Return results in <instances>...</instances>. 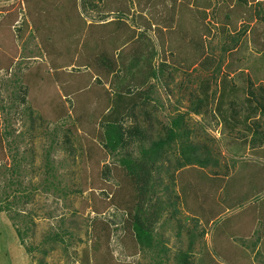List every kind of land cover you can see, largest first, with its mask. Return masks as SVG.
I'll list each match as a JSON object with an SVG mask.
<instances>
[{"label": "rangeland", "instance_id": "obj_1", "mask_svg": "<svg viewBox=\"0 0 264 264\" xmlns=\"http://www.w3.org/2000/svg\"><path fill=\"white\" fill-rule=\"evenodd\" d=\"M237 4L238 0H0V61L5 65L12 62L8 71L0 69V134L4 135L0 152V205L4 207L0 214V264L107 261L103 230L94 225L99 220L109 225L108 250L114 264H156L159 260L177 264L178 254L188 249L191 264H264V158L257 156L264 153V142L253 143L258 137L251 132L258 134L264 129V118L258 113L245 120L247 111L241 106L248 93L230 92L235 87L254 93L264 104V0ZM198 8L205 12L201 26L194 20ZM117 13L131 29L149 28L147 38L139 41L150 39L157 52L153 70L164 66V74L149 81L156 102L138 106L133 113L153 110L150 130L142 129L153 139L169 120L186 114L194 142L204 158L211 159L206 168L178 175L173 170L177 156L166 164L169 176L161 175L157 196L161 201L164 197V202L166 198L169 202H176L175 197L179 200L176 208L163 211L153 227V234L166 249L156 262L152 259L156 253L134 246L120 211L104 204L116 185L112 174L116 158L129 153L137 158L135 142L115 154L103 148L93 163L91 158L98 152L88 154V142L102 144L97 137L101 128L92 115H99L98 109L106 103L92 89L90 94L66 97L63 88L71 93L80 83L79 76L72 65L55 80L42 43L50 39L53 48L69 47L70 53L78 48L80 52L68 57H74L73 63L101 40L114 41L111 53L119 49V56L130 44L133 32L116 31L115 24L99 30L88 28L115 20ZM36 23L44 29L36 28ZM194 26L199 36L190 44L182 34L190 28L195 31ZM182 42L190 45L181 50ZM136 67L127 70L134 73L146 66ZM92 74L93 81L96 74ZM105 86L111 93L119 91L121 83L113 78L111 85ZM222 91L223 98L219 96ZM199 100L207 103L195 115L190 109ZM223 114L238 122L234 132L226 129ZM134 120H125V128ZM138 120L141 126L147 125L139 115L135 122ZM256 125L261 126L257 129ZM191 178L197 189L181 202V182ZM200 179L203 183L197 184ZM164 186L169 187L165 192ZM191 193L196 194L192 197ZM95 208L102 213L97 214ZM122 219H126L124 214Z\"/></svg>", "mask_w": 264, "mask_h": 264}, {"label": "trees", "instance_id": "obj_2", "mask_svg": "<svg viewBox=\"0 0 264 264\" xmlns=\"http://www.w3.org/2000/svg\"><path fill=\"white\" fill-rule=\"evenodd\" d=\"M239 4H242V0H238L237 5ZM199 8L196 10H199ZM233 9L234 7L229 9L230 12H232ZM204 13L205 12H202V10H199L197 13H193L198 15L194 18V20H197L195 25H198L199 22L203 23V18L201 16L202 14L204 15ZM118 14L119 13H117V17L113 21L107 23L102 22L103 24L99 23V25L90 24L88 28H91L92 30H99L101 26L115 24L116 31L122 32L128 29L129 31L133 32L132 38L129 39L130 44L127 43L129 46L126 45L127 51L125 56L120 57L122 52L126 49H123L119 56L118 54L116 55V52L119 51V49L115 50L114 52L112 51V54L111 50H114V44H112V42L114 41L101 40L100 44L97 45L96 48H92V50L89 52L85 51L84 56H81L77 60L75 59V62L73 63L72 60L74 57L69 59L68 57H70L71 53L75 54L80 52L81 50L79 51L78 48H75V50L71 51L70 53L71 49L69 47L62 49L58 46H54L53 48L51 46L52 43L49 41L50 39H43L42 43L45 45L46 53L50 57L51 70L55 80L59 81L61 73L65 72L63 69H66L72 65L78 74L77 76H79L78 78L80 79V83L74 87L71 93L67 91L66 87L63 88L66 93V97H69L70 95H80L84 92H89L90 94L92 89L96 90L98 92V98L104 99L106 103L102 110L98 109L99 115H92L93 119L94 115L97 117V125L101 128L97 130V133L99 134V136L97 134V137H99L100 143L102 144L96 145L97 143L91 140L88 142V146L86 147L88 154L93 155L95 151L98 152L97 156L95 155V157L91 158L93 163L94 159L98 160L100 158V152L103 148L115 154L117 152L120 153L123 151V149H125L129 143L135 142L134 144H136L138 151L137 158H133L130 153L116 158L117 165H114L112 168V174L116 180V185L115 187H110V194L107 195L109 198L104 204L107 207L111 206L120 211L121 222L125 226L126 234H128L134 242V246L137 247L139 251L147 250L149 254H153V252L156 253L154 254L155 259L154 257L152 258L156 262V259H159L161 254L163 255V253L166 252V249L163 246L164 242L161 239L156 238L153 234L155 231L153 227L157 224L163 211L169 207L176 208L178 206L179 200L177 199L178 197H175V200H177L176 202H169L166 198V201L164 202V197L161 201V199L157 196L159 195L157 193V186L161 184V175L164 174V177L169 176L168 171H166L168 170L166 167L169 168L170 166L166 164L169 163L171 157L177 156L173 159L176 164L175 168L173 169L172 167V169L175 170L178 175L185 170L193 169L196 171L197 167L206 168L209 163H211V159L208 161L207 158H204L203 152H200V148L196 142H194V132L188 127L186 123V119L184 117L187 116L186 114H178L175 118L169 120L168 123L164 125V127L161 126V133H158L153 139L148 135V130H150V122L153 119V110L150 112L148 110H140L136 116L133 115L138 106L144 107L148 102H156L154 99L155 92L150 86L149 81L158 80L159 75L164 74L163 69H161L162 67L164 68V66H161L157 72L154 71L152 68L153 65L151 64L154 61V58L157 56V52L154 51V48L150 43V39L139 41L140 38H147L146 35L149 28L145 31H140L142 27H135L134 29H131L129 28L130 25L124 22L125 19L122 20L119 16L120 14ZM202 23H199L200 26ZM40 27L43 28V26H39V24L37 25L36 23V28L39 29ZM192 28L187 30L185 34H182L189 40L188 43L191 41L194 42L199 36L198 28H195L194 26L195 31H192ZM47 30L50 31V29H46L45 31ZM138 32L140 35L139 37L135 38V34ZM162 33L163 32L157 34L160 35ZM188 43L182 42L179 48L184 50L185 44ZM11 63L5 65V62L1 60L0 69H5L8 71ZM140 64H142V67L146 66L144 70L143 68H138L134 71V73L127 70L128 68L130 69L135 65L138 67ZM81 70H84V72L81 73ZM73 73L74 72H72L71 75H73ZM92 73L96 74V77L93 78V81ZM113 78L117 80L118 83H121V88L119 91H111V93H109L110 90H108L109 88H106L105 84L109 83L111 85ZM81 82L85 83L83 84ZM230 92L236 94L241 92L243 94L248 93L249 97H246L245 100H242L243 104L241 106L247 111L245 120L255 118L258 113L264 118V104H262L261 101L256 100V95L254 93L245 92L244 90L242 91L241 89H237L235 87L231 88ZM204 94L205 98L207 99V91L206 93L204 91ZM224 94L225 92L222 91V94L219 96L223 98ZM261 100L263 99L261 98ZM204 102L206 105V101L199 100L197 105H194L190 111L195 115H199ZM221 103H218L219 105H217L218 114L221 112ZM233 104L234 103L231 105ZM73 109H75V107ZM87 111L90 112L89 109H87ZM85 112L81 114L84 115ZM137 115H139L142 123L145 121L147 125L143 123L141 126L139 124L141 121L139 120L135 122V120H137ZM78 116L77 120L80 125L82 119L79 114ZM129 118H133L135 120L131 121L132 123L130 124V127L126 129L123 123ZM222 119H224L223 121L226 124V129L230 132H234L238 122L227 116V114H223ZM144 126L148 129L147 131L142 129ZM246 128L250 129L248 125ZM3 136L4 135L0 134V152L3 150ZM253 143L262 144L263 142L255 141ZM100 161L101 159L97 163ZM193 177L195 178V176ZM196 177H198V175ZM191 180L192 178L188 182L186 180L181 182V187H179L180 190H182L180 193L182 196L181 202L183 199L185 201L186 195H189L191 190L197 189V187L194 186L195 181L193 180V183ZM208 180L211 182V179H207L206 181L208 182ZM95 181L96 180H94V182ZM202 183L203 179H200L199 182L197 181V184ZM167 188L169 187L164 186L162 191L165 192ZM195 194L191 193L192 197H194ZM106 206L103 209H106ZM5 208L8 209V206ZM95 210L97 214L102 213L99 211V209L95 208ZM3 211L4 207L0 205V214ZM123 214L124 217H126L125 220L122 219ZM204 217L205 219H208V217ZM208 223L209 222L207 221L205 224L208 225ZM94 225H96L95 227H101L103 230L102 238L104 239L103 243L106 246V254L108 257V260L103 262L98 261L100 260L99 258L96 259L95 264H114L111 261L112 257L110 255V251L108 250L109 239L111 236L109 225L100 220L94 221ZM17 235L19 238L21 237L19 231H17ZM201 235L205 234L202 232ZM99 239L101 238L99 237ZM189 244L191 246L193 243L190 242ZM190 250L191 249H188L187 251L180 252L178 254L177 264H191ZM156 264L162 263L159 260L156 262Z\"/></svg>", "mask_w": 264, "mask_h": 264}, {"label": "crops", "instance_id": "obj_3", "mask_svg": "<svg viewBox=\"0 0 264 264\" xmlns=\"http://www.w3.org/2000/svg\"><path fill=\"white\" fill-rule=\"evenodd\" d=\"M260 126H261V125L256 126V128L258 129ZM250 129H251V128H250ZM259 131H260V132H259L258 134H256V132H255L254 130L251 129V132L253 133V135H254L255 137H256V136L258 137L257 141H262V142H264V129H263V130H259ZM263 145H264V144H263ZM263 145H261L260 148H262ZM263 150H264V149H263ZM257 156L260 157V158H264V153H263V154H262V152H261V153H258Z\"/></svg>", "mask_w": 264, "mask_h": 264}]
</instances>
